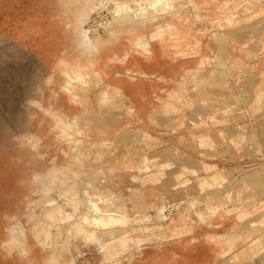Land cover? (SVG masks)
<instances>
[{
  "label": "crops",
  "instance_id": "0c3cea01",
  "mask_svg": "<svg viewBox=\"0 0 264 264\" xmlns=\"http://www.w3.org/2000/svg\"><path fill=\"white\" fill-rule=\"evenodd\" d=\"M96 1L97 0H0V74L11 75L9 81L0 83V121L42 122L43 127H40L37 131L40 133L45 131L48 126L47 124L54 120L41 110L36 112L34 110L33 112L32 109L36 108L33 104L34 100L39 101L41 106L49 110L67 113L71 118L76 116V120L83 130L89 128L91 123H94V125L97 123L98 125L106 123L103 127L99 126V128L108 129V122L114 120L122 121L123 118L131 123L133 121L137 122L138 120L148 121L150 120V115L149 113H145L150 111V105L170 107L171 105L177 104V106L182 107V105L187 102L186 90L188 87L185 81L187 77L196 79L193 81L195 85L191 88L194 90L212 88L219 83L213 80L207 81L212 78L215 72L214 68H208L214 60L213 54L211 55L208 53L209 49H215L211 47V45L217 42L219 38H224L226 47L233 44L234 49L237 48V45L240 47V50L244 49L246 45L245 40H247L244 28L247 27L246 25H249V21L252 17L258 16L264 12V8L260 6V3H264V0H194L195 5L191 4V0H188L186 8L184 4L182 6L180 3L175 5V9L183 7V10H187V19L178 20L175 15L169 14L162 18H153V21L150 22V26L147 24L146 28L141 27L129 30L128 27H137L138 22L134 19V22L129 23V19H125V21L122 18L115 17L113 12L117 8V4L115 1L109 0L106 2L107 4L103 9L104 12H108L105 14L101 13L102 15L100 17H96L97 21H103L102 24H104L105 27L99 28L98 31L90 32V36L99 45L94 55L95 58L91 61L90 55H85V53L81 54L80 49L77 47V41L81 25L82 27L87 25L86 21L90 18L89 16H91V14L95 16L94 13L97 9L95 8ZM131 3L134 4L132 1ZM195 12L200 15L199 18H202L203 14L206 17L200 21H195ZM161 24H168L170 28H177L178 33L181 35L180 40H178L180 43L179 46L176 45L177 39L170 37L172 29L165 33L163 36L164 39H161V37H151V33L153 34L156 28ZM197 24L209 25L204 28L207 32L201 33L200 35L201 29H196ZM133 31H135L134 35ZM202 34L206 35L203 36ZM140 37L146 40L145 49L138 48L135 45V41ZM261 42L262 44L256 50L249 51L250 55L253 53L252 60H255L251 67L253 69L257 61L259 64L261 63V54L264 53V35L261 37ZM214 54H219V48L216 49ZM220 57L223 59L225 67H228L229 65H227L225 60L228 57L225 59L221 55ZM238 65L237 58L233 59L232 66H229L224 73L229 74L231 77V69ZM77 66L86 68V70H83L85 82L83 84L79 83L78 86L69 93L63 90L61 85L66 81L65 73L72 71L77 68ZM95 69L99 70V75L95 74ZM253 69L251 70L252 73L250 74V78L255 77L254 79L257 78V81L253 91L255 99L250 108L254 111L253 114L255 115L259 111L260 105L264 100V75L254 74L253 71L264 73V66H258L256 70ZM129 74L135 77L131 78ZM44 75H50L51 77V81L47 86H42L41 78ZM205 80L207 81L206 83H204ZM181 81L185 82L182 83ZM169 82H178L180 87H167ZM196 82L199 83L197 84ZM162 83L164 85H162ZM234 83L236 84V76ZM220 84L225 85V83L221 82ZM107 87L109 88L110 95L106 102H102L100 100L102 91ZM236 95L239 97L238 94ZM211 96L213 99L210 100L216 103L214 106L216 107L215 109H217L216 112L209 115L211 119H208L206 115L204 118L202 112L200 114L194 113L188 116L186 110L183 108L180 109L181 113L175 115L178 117L177 120L183 123L178 126L176 130L182 129L187 125L192 129L193 126H195L191 125L192 121H196L197 123H202V121L212 122L205 128L202 127L197 131L190 132L191 137L195 138V145L200 147L198 153L200 152L202 155L213 151L216 143L225 142L224 139H226V137L229 139V143L235 147H241L246 141L245 139H247L244 133L239 132L237 135L232 128L228 129L227 126L221 127L228 119L217 117V113L221 111L217 102L219 95L217 96L213 93ZM199 99H203V97H199ZM128 104L134 108L132 109L133 117L131 118L126 116L123 117V111L126 110L125 108ZM168 111L170 110L168 109ZM142 113H144V115H142ZM171 117L170 114H163L162 125L167 126V124L170 123ZM241 126L242 124H238L235 128L239 129ZM213 129L216 131H213ZM126 134L134 135L133 137L135 140L139 137L145 138L148 140L145 142L147 145H156V142L150 141V139H153V136L144 127H142L143 135H139L138 131L135 130H133V133L126 132L125 135ZM26 135L28 137V134H25V137ZM122 135L120 136V140L131 139L132 137L130 135L126 137ZM251 138V143L259 150L261 145L255 132H253ZM128 145H133V142ZM67 147L70 149L69 146ZM98 147L99 146H96V148ZM0 150H2L0 152L6 154L13 152H30L25 150L21 152L11 149L6 151L3 146L0 147ZM133 152L135 151L131 149V153ZM92 153L99 154L98 157H94L97 163L104 160L105 155L100 149L99 152L93 151ZM110 153L112 154V152ZM139 157L140 159L137 163H135L131 157V164L128 166L130 170H138L139 173L133 174V179H137L140 184L146 188L141 189V192L138 193L141 199L139 204H135L129 208L127 203L128 199L118 196L112 188H105V183L102 185L104 188L100 189L93 185L88 188H83L84 192L82 198H80V193H71L75 195H72L73 197L70 196V198L73 199L76 196V202L67 203L62 197L58 196L63 200L61 204L68 211L70 216L77 212L86 213L85 209L90 210V206L86 202V195L89 189L90 192L92 191L94 195L101 199L110 202L113 199L115 200L111 204H107L106 202L101 203L100 213L96 212L97 215L90 218H100L104 214L113 215L119 220H123L122 213H127L132 217L136 215L137 212H142L150 207L156 206L155 201L150 202V200L145 197V194L150 191V184L154 185L161 183L159 187L157 186L160 192L159 195H156V199L161 200V203L157 206L166 208L163 200V193L177 186L168 189L164 186L165 181L163 180L167 173L175 168V164H179L172 175L173 180L176 181L175 184L184 187H192L191 179L188 176L195 175L197 176L201 192L209 186L212 188L218 187V189L220 188L219 186L224 188L227 183L236 180L234 170H227L225 166L220 167L214 162H207L205 160L199 162L193 160L189 154L176 146L168 145L160 149L159 153L148 154L145 152L140 154ZM151 163L152 166H154L152 171H150ZM17 168H21V165L18 164L17 167L15 164L13 166L0 165V186L16 185L14 177ZM99 168L102 174L106 175L103 167ZM236 169H239V167H236L235 170ZM59 170L60 169L55 167L50 170L51 172L47 173L51 176H55V173L58 174ZM109 170L112 171V168L109 167ZM200 170L204 171L206 175L199 176ZM243 170L245 171V169ZM79 172L77 174H79ZM45 174L46 172L36 174L39 176L37 180L44 178ZM80 174L78 177H80ZM72 175L78 178L75 176L74 172ZM232 175L233 177L230 179ZM242 175L243 182L241 188H248L251 184L261 186L259 193L264 195V166L254 168L250 173L242 172ZM170 180L172 179H168L167 182ZM74 182L77 185V182ZM91 183L93 182L91 181ZM101 184L102 183H100V185ZM230 189L231 188L225 189L228 192L224 190L223 198L226 199H220L214 193L210 194V198H207L206 202L210 204L212 216L215 215L217 210L221 209L219 203L225 200L226 202L233 200L232 196L234 192H230ZM240 191L238 195L241 194ZM251 195V200L256 199L254 197L257 194L252 193ZM196 199H198V197ZM14 200H16L15 197L7 194H0V215L3 211L8 210L9 205L7 203ZM56 200L59 202L57 197ZM114 205L117 209L112 208ZM83 206L85 209L82 210L81 208ZM68 207L69 209L72 207V209L69 210ZM230 207L231 206L228 204L226 205L227 212L234 210V208L229 209ZM251 208L252 210L262 211L260 214V222L264 223V200L262 199L256 202L249 201L246 205L237 208V221L248 224L251 227L256 225L257 220L253 219L255 216L250 217ZM132 210H135V212H132ZM41 218L46 224V227L51 225L45 221L43 211L41 213ZM206 219L207 217L204 220ZM69 222L71 221L66 219L52 224L59 232L60 237H62V229L66 232L64 226H67ZM95 226L104 228L109 227L104 225ZM214 226L220 227L221 225L220 223H216ZM192 228L198 230V225L194 224ZM101 233L102 232L98 233L95 230L92 233L93 235L90 234V239L94 238L92 241L97 240L102 245ZM219 233H221L220 235H225V240L221 243V247L202 240L197 249L188 253L185 259H182V256L179 254L181 252L177 250L172 251V249L164 247L162 251L159 252L162 255H157L159 250H156V257H150V264H155V261L161 260L160 264H172L174 263L172 258L179 256L181 261L177 264H264V233L254 240L247 241V236L237 230L236 226L233 224L229 231H209L208 239L214 240L216 238L215 235ZM238 235H240L241 239ZM236 238L239 239L236 240ZM69 243L70 240L68 241L65 239V245ZM32 244V240L26 239L24 244L27 250L26 255ZM100 244L97 246V250L103 253L101 250L103 246ZM61 245L63 244H60L59 247ZM239 245L242 246L239 247ZM69 246L66 250H63V252L71 255V248H69ZM37 248L38 247L35 248L34 256L39 257L41 263L42 255L39 254ZM59 249L58 250L62 252V249ZM220 249L222 251L221 255H219L220 259L219 257L215 259L217 251ZM165 253L168 254V256L167 259L163 260L162 256H164ZM82 254L83 255H80L83 257L86 253L82 252ZM57 257L59 258L60 264H72V262L68 260L66 261L64 259L63 261L64 257L62 253H59ZM60 260H62V262ZM71 260H74L72 256ZM238 261L242 262L237 263Z\"/></svg>",
  "mask_w": 264,
  "mask_h": 264
},
{
  "label": "rangeland",
  "instance_id": "374dc122",
  "mask_svg": "<svg viewBox=\"0 0 264 264\" xmlns=\"http://www.w3.org/2000/svg\"><path fill=\"white\" fill-rule=\"evenodd\" d=\"M177 3H180L182 6L185 4V1H173V5ZM104 6L105 5L101 4L99 8L103 10ZM260 6L264 8V3H260ZM101 9H98V13H95V17L108 12H104V10L102 11ZM160 10L163 11L162 8ZM167 10L168 9L165 11L164 9V12L156 14L155 12H157V10H155L154 13L151 11V13H149L152 14L150 15V20L156 17L162 18L171 14L170 10ZM101 11L102 14H100ZM187 15L188 14H186L184 18L178 20L187 19ZM194 15L196 16V12ZM205 17L206 16L204 14L202 18H197L198 20L195 17V21H200ZM98 23H100L99 26H97ZM207 26L209 25L197 24L196 29H201L199 33L201 35V33L207 32L204 30V28ZM246 26L247 27L244 28V31L247 40H245L246 45L244 49L240 50L238 45L237 48L234 49L233 44L226 47L225 39L219 38L217 42L211 45V47L215 49L208 50L209 54H213L214 59L211 66L208 68H214L215 72L214 75H212V78L208 79L207 81L213 80L219 82L217 85H214L212 88L209 87L206 89L204 88L201 90H194L191 88L193 85H195L193 81L196 79L187 77L185 80L186 86L188 87L186 90L187 102L183 104L182 107L177 106V104L171 105L170 107H163L162 105H150V111L145 113H149L150 115V120L148 121L138 120L137 122L133 121L131 123L130 121L123 118L122 121L114 120L108 122V129L99 128V126L103 127L106 123H102L100 125H98V123L96 125L91 123L89 128H85L83 130V128L78 124L76 116L69 118L70 116L67 113L49 110L48 108L41 106L37 100L33 101V104L35 105L34 107L36 108H33L32 111L34 112L35 110L36 112L38 110H43V112L45 111V114L51 116L54 120L53 122H49L47 124L48 126L45 131L41 133L37 131V129L43 127L42 122L0 121V147L3 146L6 151H8V149L21 152L23 150L30 151L27 153L13 152L10 154L0 152V165L13 166L15 164L16 167L18 164L21 165V168H17L15 172L14 179L16 185L0 186V194H7L12 197H16V200L7 203L9 205L8 210L3 211L0 215V248L3 246L8 248L9 251L6 255L5 252L7 249L1 248L3 249L2 251L0 249L1 253L6 250L0 255V264H33L30 261V257L26 255L27 250L24 246L26 239L33 241V244L29 250V253H32L33 256L35 253V248L38 247L37 251L40 255H42V262L40 264H48L50 258L57 256L59 253H62V256L64 257L63 261L65 259L66 261L68 260L72 262V264H150V257H156V250H159L157 255H162L159 252H161L164 247H168L172 249V251L177 250L178 252H181L179 254L182 256V259H185L188 253L195 251L201 244L202 240L204 242L214 243L218 247H221L220 245L225 240V235H220L221 233H219L215 235L216 238L214 240H209V231H229L231 230V226L233 224L236 226L237 230H239L243 235L247 236V241L260 237L264 233V223L260 222V214L262 211L252 210V208L250 209V217L255 216L253 219L257 220L256 225L252 227L248 224L237 221L236 213L238 211L237 208L242 205H246L249 201L256 202L260 199L264 200V195L259 193L261 186H255L251 184V186L248 188H241L243 182L242 172L250 173L254 170V168H260L264 166V100L260 105L259 111L254 115V111L250 108V106L255 99L253 91L255 89L257 78H250V74L252 73L251 70L253 69L251 67L255 60H252L253 53L250 55L249 52L256 50L262 44L261 37L264 35V12L258 16L252 17L249 21V25ZM99 27H101V22H94V28H98L99 30ZM134 34L135 31H133V35ZM81 42V38L78 35L77 47L80 49L81 54L85 53L86 55V49ZM92 43L94 44V47L93 44L92 47L96 52L99 45L96 44V42ZM145 43L146 40L142 37L137 38L135 41V45L142 49H145ZM217 48H219V54H214ZM220 55L224 59L228 57L225 60L229 66H232V60L237 58L239 65L231 69V77L229 74L224 73V71L229 66L225 67V63ZM93 59L91 61H93ZM260 61V64L258 61L256 62L254 65L255 68L253 70H256L258 66H264V53L261 54ZM72 71L68 72V74L74 75L75 72ZM253 73L264 75V73H258L257 71H253ZM95 74L99 75L98 69H95ZM235 76L236 84L234 83ZM10 77L11 75L0 74V83L3 81H9ZM129 77L132 78L135 76L129 74ZM50 81V75H44L41 78L42 86L49 85ZM185 81L181 82L183 83ZM207 81L205 80L204 83ZM84 82V77L82 81H78L76 84L66 80L65 83L61 85V87L63 86V90L70 93L75 89V87L78 86L79 83L83 84ZM220 82L225 83V85L220 84ZM196 83L198 84L199 82ZM162 85L164 84L162 83ZM174 86L180 87L178 82H169L167 84V87ZM108 89L109 88L107 87L102 91V96L100 98L102 102H106L110 95ZM213 93H215L217 96L219 95L217 102L221 108V111L219 110L220 112L217 113V117L221 119H228L221 127L227 126L228 129L232 128L237 135L239 132L244 133L247 136V139H245L246 141L241 145V147H235L229 143V139L226 137V139H224L225 142L216 143L214 150L211 151L212 153L210 152L202 155L200 152L198 153V149L200 147L195 145V138L191 137L190 132L197 131L202 127L205 128L212 122L202 121V123H197L196 121H192L191 125H195L192 129L187 125L182 129L176 130L178 129V126L183 123H180L177 120L178 117L175 115L181 113L180 109L183 108L186 110L188 116H191L194 113L200 114L202 112L204 118L206 115L208 119H211L209 115L213 112H216L217 110L214 106L216 103L210 100L213 99L211 96ZM236 94H238L239 97ZM199 97H203V99H199ZM125 109L126 110L123 111V117H133L132 109L134 108L128 104ZM168 109L170 111H168ZM163 114H170L172 116L170 118V123L167 124V126H171L172 128L162 125V119L164 118H162ZM142 115H144V113H142ZM238 124H242V126L239 129H236L235 126ZM142 127L152 134L153 139H150V141L156 142V145H147L145 142L148 140L145 138L139 137L135 140L133 137L134 135H125L126 132L133 133V130L138 131L139 135H143ZM213 131L216 130L213 129ZM253 132L256 133L257 139L260 142L261 148L259 150L251 143ZM25 134H28V137L26 135L27 138L25 137ZM121 135L124 137L130 135L132 137L131 139L120 140ZM36 136L40 137L39 140ZM131 142H133V145L129 146L128 144ZM168 145L178 147L180 150H183L189 154L193 160H197L199 162L202 160L214 162L220 167L225 166L227 170H234V174H236V180L227 183L224 188L219 186L220 188L218 189V187L212 188L209 186L208 188H205L203 192H201L198 185L197 176L195 175L188 176L191 179L192 187H184L182 185L175 184L176 181L173 180L172 175L179 166V164H175V168H173L172 171H169L163 180L165 181L164 186L168 189L177 186L176 188L163 193V200L165 202L166 208L163 206H157L159 203H161V200L156 199V195H159L160 192L158 191L159 188H157V186L159 187L161 183L154 185L150 184V191L145 194V197L149 199L150 202L155 201L156 206L150 207L149 209L142 212H137V214L133 215L132 217L127 213H122L121 215H123V220L117 221L107 228L96 227L91 223L83 222V225L85 226L89 235H93L92 233L95 230L98 233L109 230L116 233L118 232V235L119 232L122 231L119 237H117V241L112 243V245L115 247L112 250H117L115 254L111 248L108 249L109 247H107V249H103L101 247V250L105 254L99 252L97 250V246L100 243L97 240L92 241L94 238L85 239L82 234L78 233L74 234V236L71 235L72 239L69 238L70 246L69 244L65 245V239H67L68 232H65L62 229L63 233L62 237H60L59 232L54 226H52V224H55L60 220L69 219L71 222H69L67 226H64V229H72V223L75 224L76 222L80 221L79 219L81 218L79 217L81 215L92 217L97 215V211L93 208V205H90L91 203L89 204V199L86 198L88 200L86 201L90 206V210L85 209L84 206L81 208L82 210L85 209L86 213H72L73 215L69 218H62L61 215H56L54 217L55 220H53L52 217L51 221V219H47L49 216H46L47 212H45V208H48V206H46L48 205V199H54L53 202H57L59 204L63 203V200H61L59 197H62L67 203L73 201L76 202V196L73 199L70 198V196L73 197L72 195H75L71 193H80V198H82L84 192L83 188H88L89 186L93 185L100 189L104 188L102 185L105 183V188H112L116 194H118V196L127 198V203L129 208H131L133 205L140 203L139 201L141 199L139 198L140 195H138V193L141 192V189L146 188L143 187L137 179H133V174H137L139 172L138 170L128 169V166L131 164L130 158L132 157V160L137 163L139 162L140 154L145 152L148 154L159 153L160 149H163ZM67 146H69L70 149H68ZM96 146L99 147L96 148ZM99 149L103 152L105 157L103 161L97 163L94 157H98L99 154H93L92 152H99ZM131 149L135 152L131 153ZM110 152H112V154ZM98 166L103 167L106 175L102 174V171ZM55 167L60 169L58 174L55 173V176H51L47 173L51 172L50 170ZM109 167L112 168V171L109 170ZM236 167H239V169L235 170ZM152 169H154V166H152L151 163L150 171H152ZM243 169H245V171ZM45 172L46 174L44 175V178L37 180L38 178L35 177L36 174ZM73 172L76 177H78L81 173L80 177L75 178L72 175ZM78 172L79 174H77ZM199 172V176L206 175L204 171L200 170ZM232 177L233 175L230 177V179ZM170 178L172 180L167 182V180ZM74 181L77 182V185ZM91 181L93 183H91ZM100 183L102 184L100 185ZM64 187L67 190L70 189V193H68ZM41 188H45L44 192L37 194L36 191ZM227 188H231L230 192H234L232 196L233 200L230 202H226L225 200L224 202L219 203L221 209L217 210L215 215L212 216V209L209 206L210 204L206 202L207 198H210V194L214 193L220 199H226L223 198V193ZM239 191L241 192L240 195H238ZM225 192L228 191L225 190ZM252 193L257 194L254 197L256 199L251 200ZM88 194H90V196L92 195V197L97 200V204L99 206L101 203L106 202L107 204H111L115 201L114 199L111 202L101 199L100 197L94 195L92 191L90 192L89 189ZM56 197L58 198L59 202L56 200ZM86 197H89V195ZM197 197L198 199H196ZM21 198L22 200H20ZM40 200H43V204H39ZM44 200H47L46 204ZM227 204L231 206L229 209L234 208V210L227 212ZM112 208L117 209L115 205L112 206ZM70 209H72V207ZM159 210L164 211L163 213L165 216L161 219L159 217L158 219H155V217L157 218ZM42 211L45 221L48 220L46 222L51 224L48 227L45 226L46 224L41 218ZM132 212H135V210H132ZM76 214H80L77 217L78 219L76 218ZM7 215L9 218L6 220L5 217H7ZM206 217L207 219L204 220ZM216 223H220L221 226H214ZM194 224L198 225V230L192 228ZM51 232H54V234L57 232L58 234L56 235H59V237H56V235L53 234L54 237L52 236V238L50 236L52 235ZM45 237L46 240L48 238L50 240L48 239L46 242ZM123 237H125L126 240L123 241ZM238 237L241 239L240 235H238ZM239 238H236V240ZM125 241L126 243H132V245L129 243V245L126 247L124 245ZM58 244L63 245L59 247ZM242 245H239V247ZM68 246L71 248V255L63 252V250H66ZM59 248L62 249V252L59 251ZM105 251L107 253L112 251L111 253L113 254H106ZM82 252L86 253L83 257L81 256L83 255ZM221 253V249L218 250L215 259L218 257L220 259L219 255H221ZM71 256L74 258V260H71ZM105 256H108V260L106 258V261ZM167 256L168 254L165 253V255L162 256L163 260L167 259ZM172 259L174 262L172 264H177L181 261L180 256ZM60 261L62 262V260ZM161 261H155V264H160ZM241 262L242 261H238L237 263Z\"/></svg>",
  "mask_w": 264,
  "mask_h": 264
},
{
  "label": "bare ground",
  "instance_id": "6f19581e",
  "mask_svg": "<svg viewBox=\"0 0 264 264\" xmlns=\"http://www.w3.org/2000/svg\"><path fill=\"white\" fill-rule=\"evenodd\" d=\"M109 0H97L96 1V5H95V8H97L96 10H95V13H98V9H101V8H99L100 7V5L101 4H103V5H106L107 3L106 2H108ZM113 1H115L116 2V4H117V8L114 10V16L115 17H117V18H122L123 20H127V19H129L128 20V22L129 23H131V22H134L135 20L134 19H136V21L138 22V25H137V27H135V26H132V27H128V29L129 30H134V29H136V28H141V27H147V24H148V26H150V22H152L153 21V18L150 20V15H152V14H149V13H151V11H153V13H154V11L155 10H157V12H155V14L156 13H160V12H164V9H165V11H166V9H168V10H170V12H171V15L173 14V15H175L178 19H182V18H184L185 16H186V14H187V10H183L182 8H179V9H175V5H173V1L174 0H113ZM131 1L132 2H134V4H132L131 3ZM185 1V4H184V7L186 8V6H187V2H188V0H184ZM193 1V2H192ZM191 2V4H193V5H195V2H194V0H191L190 1ZM108 6V5H107ZM94 8V9H95ZM163 9V11L162 10H160V9ZM172 8V9H171ZM102 10V9H101ZM159 10V11H158ZM167 10V11H168ZM94 11V10H93ZM101 14V13H100ZM154 15V14H153ZM90 18L89 19H87V23H89L90 25H86V26H84V27H82V25H81V27H80V29H79V37L81 38V43H83L82 45H84V47H85V51H86V55H90V57H91V60L93 59V58H95L94 57V55H95V50H94V44L92 43V42H94L95 43V41H92L93 40V38L90 36V32H92V31H98V28H94V22L96 23L97 21H96V17L95 16H93L92 14H91V16H89ZM196 19L198 18L199 19V17H200V15L197 13L196 14ZM96 18V19H95ZM157 18V17H156ZM109 19V18H108ZM197 19V20H198ZM125 20V21H126ZM110 21V20H109ZM116 21V20H115ZM124 21V22H125ZM103 22V21H102ZM121 22V21H120ZM92 23V24H91ZM112 23V22H111ZM122 23V22H121ZM99 24L100 23H98V25L97 26H99ZM101 27L102 28H104L105 26H104V24H102L101 23ZM172 29V30H171ZM175 29V30H174ZM168 30H171V32H170V37H172L173 39H177V43H176V45L177 46H179L180 45V43H179V41L178 40H180V38H181V35L178 33V30H177V28H170V26H168V24H161V25H159L157 28H156V30L154 31V33L152 34L151 33V37L152 38H157V37H161V39L163 38L164 39V35H165V33L168 31ZM102 31V30H101ZM94 33V32H93ZM101 33V32H100ZM114 33V32H113ZM92 44H93V47H92ZM97 44V43H96ZM83 70H86V68H82V67H79V66H77V68H75V69H73V71L75 72V74L74 75H70V74H68V72H66L65 73V76H66V80H69V81H71V83H73V84H76V83H78V81H82L83 80V77H84V71ZM72 71V72H73ZM71 72V73H72ZM73 74V73H72ZM49 77V76H48ZM47 85V84H46ZM62 88H63V86H62ZM43 111V110H42ZM45 112V111H44ZM65 116H67V115H65ZM69 118H71V117H69ZM31 134H33V133H31ZM37 137V139L39 140V136H36ZM44 137V136H43ZM36 139V140H37ZM36 143V142H35ZM42 145V144H41ZM36 178H38L39 176H35ZM55 184V183H54ZM44 189L45 188H41V189H38L36 192H37V194L38 193H40V192H44ZM64 189H65V187H64ZM63 189V190H64ZM68 193H70V189L69 190H67V189H65ZM23 193V192H22ZM33 194H34V192H33ZM17 195V194H16ZM31 195V194H30ZM35 195V194H34ZM89 195V197H86L87 199H89V204L90 205H93V208L97 211V213H100V211H101V208H100V206L97 204V200L95 199V198H93L92 197V195L90 196V194H88ZM88 195H86V196H88ZM16 198V197H15ZM26 198H28V197H26ZM24 199V198H23ZM42 199H44V198H42ZM47 199V198H46ZM86 199V200H87ZM20 200H22V198L20 199ZM29 200V199H28ZM49 201H48V205H46V206H48V208L46 209L45 208V212H47V214H46V216H49V217H47V219L48 220H50L51 219V221H52V217H53V220H55L54 219V217L56 216V215H61V217L62 218H68V217H70V214L68 213V211L64 208V206L62 205V204H59V203H57V202H53L54 201V199L52 200L51 198L50 199H48ZM51 200V201H50ZM88 201V200H87ZM86 201V202H87ZM44 202H45V204H46V202H47V200H44ZM105 202V201H104ZM40 203H42L43 204V200L41 201L40 200V202H39V204ZM44 204V205H45ZM87 204H88V202H87ZM88 204V205H89ZM164 211H162V210H159L158 211V214H157V218L155 217V219H158V217L161 219V218H163L164 216H165V214L163 213ZM77 215V214H76ZM78 215H80V214H78ZM78 215L76 216V218L78 217ZM45 216V217H46ZM150 216V215H149ZM51 217V218H50ZM154 217V216H153ZM167 217V216H166ZM6 218V220H7V218H9V216L7 215V217H5ZM79 218H81V219H79L80 221H78V222H76L75 224H73L72 223V229L71 228H69V229H67L66 228V232H68V235H67V240L69 241L70 239H72L71 237L72 236H74V234H76V233H78V234H82L83 236H84V238L86 239H90V237H91V235H89L88 234V231L86 230V228H85V226L83 225V222H88V223H91V224H95V225H104V226H110V225H112V224H114L116 221H121V220H119L117 217H115V216H110V215H102L100 218H90L89 216H83V215H81ZM78 219V218H77ZM48 220H46V221H48ZM8 222V221H7ZM36 230H38V229H36ZM54 231V230H53ZM52 233V232H51ZM118 233V232H117ZM116 232H113V231H109V230H107V231H104V232H102L101 234V237H102V239H101V241H102V246H103V249H107V247H109L108 249H110L111 248V250L113 249V248H115L113 245H112V243H114L115 241H117V237H119V235H120V233H122V231L121 232H119V235L117 234ZM54 232L52 233V235H50L51 237L53 236L54 237V235H56V234H58L57 232L54 234ZM117 234V235H116ZM72 235V236H71ZM122 235V234H121ZM1 237V236H0ZM44 237V236H43ZM47 237H48V235H47ZM52 237V238H53ZM56 237H59V235L57 236L56 235ZM13 238V237H12ZM70 238V239H69ZM83 238V239H84ZM124 239H123V241L124 240H126V238L125 237H123ZM44 239V238H43ZM49 239V238H48ZM48 239L46 240V237H45V241L47 242L48 241ZM50 240V239H49ZM127 241H130V240H127ZM132 242V241H131ZM125 243H126V241H125ZM124 243V245L127 247V245H129V243H126L125 244ZM10 244V243H9ZM8 244V245H9ZM131 245H132V243H130ZM123 245V244H122ZM124 245H123V247H124ZM131 245H130V247H131ZM5 246V245H4ZM7 246V245H6ZM14 246V245H13ZM10 247V246H9ZM129 247V246H128ZM1 248H3V249H5L6 247H1ZM0 248V249H1ZM3 249H1V251L3 250ZM7 249V251L5 252V251H3V252H5V254L7 255V252H9L8 251V248H6ZM114 250H116V249H114ZM114 250H112L113 251V253L115 254V252H117V250L116 251H114ZM111 251V252H112ZM118 251H119V249H118ZM2 252V253H3ZM106 252V251H105ZM107 253L106 252V254H113V253ZM1 252H0V255L2 254ZM9 254V253H8ZM105 254V253H104ZM118 254V253H117ZM29 257H30V261H31V263H33V264H40V261H39V257H35V256H33L32 255V253L30 254L29 253V251H28V254H27ZM109 256V255H108ZM108 256L106 257L105 256V261H106V258H107V260H108ZM52 257V256H51ZM114 258V257H113ZM48 264H60V262H59V258L57 257V256H53L52 258H50V260H49V263Z\"/></svg>",
  "mask_w": 264,
  "mask_h": 264
},
{
  "label": "built area",
  "instance_id": "2783aa9c",
  "mask_svg": "<svg viewBox=\"0 0 264 264\" xmlns=\"http://www.w3.org/2000/svg\"><path fill=\"white\" fill-rule=\"evenodd\" d=\"M101 13H102V11H101ZM95 14V13H94ZM101 15H97L96 17L98 18V17H100ZM102 23V22H101ZM92 24V23H91ZM87 25H90L89 23H87ZM99 28H102V27H99Z\"/></svg>",
  "mask_w": 264,
  "mask_h": 264
}]
</instances>
